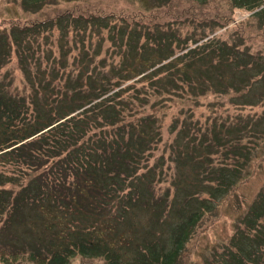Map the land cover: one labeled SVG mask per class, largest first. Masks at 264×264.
Returning a JSON list of instances; mask_svg holds the SVG:
<instances>
[{"label": "trees", "instance_id": "obj_1", "mask_svg": "<svg viewBox=\"0 0 264 264\" xmlns=\"http://www.w3.org/2000/svg\"><path fill=\"white\" fill-rule=\"evenodd\" d=\"M0 42L10 47L5 35ZM209 47L210 54L193 47L61 116L24 109L23 96L0 79V223L23 205L47 214L57 208L71 217L65 227L81 232L78 241L51 253L0 245V264H66L76 255L106 264H179L183 245L213 207L214 192L222 198L242 182L253 149L242 138L254 120L249 128V121L239 122L235 133L215 104L207 105V115L196 106L210 90L241 93L263 70L225 84L236 72L246 73L237 63L238 51L226 43L208 41ZM5 63L0 60V67ZM20 65H26L24 58ZM35 87L34 94L43 93L41 84ZM44 96L46 101V91ZM185 165L190 175L180 173ZM258 195L237 221L228 246H222L219 264H264V189ZM173 205L179 208L169 219ZM139 207L151 210L153 224L171 227L170 250L153 242L137 247L121 242V232L108 234ZM117 245L127 247L124 261Z\"/></svg>", "mask_w": 264, "mask_h": 264}, {"label": "rangeland", "instance_id": "obj_2", "mask_svg": "<svg viewBox=\"0 0 264 264\" xmlns=\"http://www.w3.org/2000/svg\"><path fill=\"white\" fill-rule=\"evenodd\" d=\"M22 1L0 0V35L10 42L7 50L0 44V60H6L0 67V79L10 92L23 96L20 104L24 109L33 107L44 116L67 114L90 102L95 94L124 87L143 71L155 69L193 47L206 48L210 54L208 41L238 48L241 61L249 53L264 56V0H44L32 7ZM59 14L64 17H59L64 20L63 26L58 25L59 30L64 27L62 33L48 22ZM45 22L51 25L46 27ZM32 24L35 27L29 28ZM22 58L26 62L23 67ZM261 58L255 57L258 62L263 61ZM250 74L238 73L234 78ZM35 83L39 88L42 85V94H34ZM240 96L210 90L196 106V112L207 115L211 109L207 105L215 104L217 115L228 120L226 127L235 133L239 131L232 127L239 122L249 121L248 128L253 120L256 123L242 138V143L253 148L246 177L222 198L217 195L220 192L213 191V207L183 245L179 264H219L222 246H228L237 221L245 218L244 211L264 189V103L236 104L234 99ZM182 171L190 175V166L185 165ZM23 206L8 222L0 223V245L39 254L80 239L79 229L74 233L65 227L64 221L71 217L64 216L62 209L47 214L38 206ZM178 208L170 207L169 219L177 215ZM132 214L118 224V231L108 234L121 232V242L134 241L137 247L153 242L165 252L172 248L170 226L153 224L148 208L139 207ZM73 217L77 216L73 213ZM147 231L150 233L146 235ZM115 247L125 253L122 261L127 259V247ZM105 262L99 257L76 255L66 264Z\"/></svg>", "mask_w": 264, "mask_h": 264}, {"label": "crops", "instance_id": "obj_3", "mask_svg": "<svg viewBox=\"0 0 264 264\" xmlns=\"http://www.w3.org/2000/svg\"><path fill=\"white\" fill-rule=\"evenodd\" d=\"M44 0H40L39 2H43ZM23 4L27 7H32V6H36L37 4H39V2H35L32 0H23L22 1ZM61 14L55 16L54 18L48 20V22L51 21V24H54L57 27V32L62 33L63 29L59 30L58 25L63 26L64 24V20L60 19ZM61 18H64L61 15ZM59 21H61L62 24L59 23ZM46 25V27H49V25H51L50 23L48 24L47 22L44 23ZM35 27L34 24H32L31 26H29V28ZM0 44L2 45V43L0 42ZM5 48V50L8 49V47L3 46ZM236 48V47H235ZM236 50L238 51L236 54V58H237V63H239L241 65V68L243 69L244 72H249L253 73L254 71H257L259 69L263 70L262 72H260L258 74V77H255L254 79H251L250 81L253 83L251 87L244 89L241 93L240 97H236L235 103L236 104H243V105H259L264 103V56H259V55H253L252 53H249L248 58L245 61H241V56H239L241 54V51H239L238 48H236ZM10 54V52H9ZM257 58H261L263 59L262 62H258L256 61ZM236 69V68H235ZM260 70V71H261ZM236 75H238V73H235ZM246 79L243 77L240 78H233L230 83H234L235 84H239L241 81H245ZM256 94V95H254ZM92 100V99H90ZM89 100V101H90ZM264 113V109L262 114ZM259 118V117H258Z\"/></svg>", "mask_w": 264, "mask_h": 264}]
</instances>
